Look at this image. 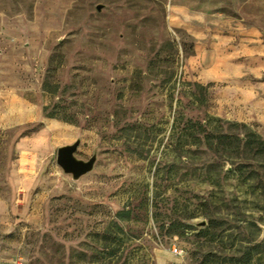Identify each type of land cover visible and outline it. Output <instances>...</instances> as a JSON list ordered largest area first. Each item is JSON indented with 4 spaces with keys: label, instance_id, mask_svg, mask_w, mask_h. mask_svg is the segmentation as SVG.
I'll return each instance as SVG.
<instances>
[{
    "label": "rangeland",
    "instance_id": "1",
    "mask_svg": "<svg viewBox=\"0 0 264 264\" xmlns=\"http://www.w3.org/2000/svg\"><path fill=\"white\" fill-rule=\"evenodd\" d=\"M0 264H264V0H0Z\"/></svg>",
    "mask_w": 264,
    "mask_h": 264
},
{
    "label": "water",
    "instance_id": "2",
    "mask_svg": "<svg viewBox=\"0 0 264 264\" xmlns=\"http://www.w3.org/2000/svg\"><path fill=\"white\" fill-rule=\"evenodd\" d=\"M97 8L101 9V6L99 5ZM79 143L80 140L77 139L73 143L59 146L56 155L57 164L65 173L71 174L72 178L75 180L91 171L96 161V154H93L87 160L76 156Z\"/></svg>",
    "mask_w": 264,
    "mask_h": 264
},
{
    "label": "built area",
    "instance_id": "3",
    "mask_svg": "<svg viewBox=\"0 0 264 264\" xmlns=\"http://www.w3.org/2000/svg\"><path fill=\"white\" fill-rule=\"evenodd\" d=\"M175 250H177V249L175 248Z\"/></svg>",
    "mask_w": 264,
    "mask_h": 264
},
{
    "label": "trees",
    "instance_id": "4",
    "mask_svg": "<svg viewBox=\"0 0 264 264\" xmlns=\"http://www.w3.org/2000/svg\"><path fill=\"white\" fill-rule=\"evenodd\" d=\"M263 142V141H262Z\"/></svg>",
    "mask_w": 264,
    "mask_h": 264
}]
</instances>
